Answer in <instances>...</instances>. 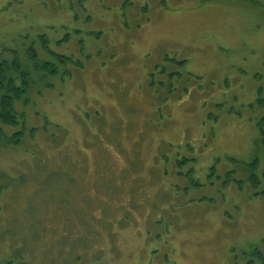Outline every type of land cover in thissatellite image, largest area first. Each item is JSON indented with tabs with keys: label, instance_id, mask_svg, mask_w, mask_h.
I'll return each instance as SVG.
<instances>
[{
	"label": "rangeland",
	"instance_id": "rangeland-1",
	"mask_svg": "<svg viewBox=\"0 0 264 264\" xmlns=\"http://www.w3.org/2000/svg\"><path fill=\"white\" fill-rule=\"evenodd\" d=\"M32 48L81 65L42 77ZM13 60L36 82L3 126L0 261L242 264L264 237V0H0Z\"/></svg>",
	"mask_w": 264,
	"mask_h": 264
},
{
	"label": "trees",
	"instance_id": "trees-1",
	"mask_svg": "<svg viewBox=\"0 0 264 264\" xmlns=\"http://www.w3.org/2000/svg\"><path fill=\"white\" fill-rule=\"evenodd\" d=\"M31 58H34L38 69L43 71L44 75L54 77L59 73V65L66 66L68 63L73 62V59L64 55H55V62H48L38 60L36 51L32 48L29 53ZM76 65H81L77 62ZM21 77V83L17 84L18 78ZM26 72L22 69V63L17 60L13 62L3 61L0 62V142L8 141L14 142L19 145L24 136L26 135L25 130L18 129L11 135H7L3 126H17L20 124L21 119H25V112H20L16 108V103L22 100L29 92L32 85L36 81L33 79H28ZM42 79V78H41ZM259 135L254 140L255 145V155L252 157V162L249 164L250 168V183L254 188H259L262 184V178L264 180V168L261 167V162L259 160L257 152L260 149H264V116L258 120ZM262 176V178L260 177ZM239 181V185H240ZM257 195L262 194L264 196V189L256 193ZM129 218L128 215H126ZM10 252L13 253V250ZM8 255L0 262H5L11 255L9 264H12V253ZM244 260L242 264H264V237L256 243L249 244L247 250L243 253ZM80 256V255H78Z\"/></svg>",
	"mask_w": 264,
	"mask_h": 264
},
{
	"label": "flooded vegetation",
	"instance_id": "flooded-vegetation-1",
	"mask_svg": "<svg viewBox=\"0 0 264 264\" xmlns=\"http://www.w3.org/2000/svg\"><path fill=\"white\" fill-rule=\"evenodd\" d=\"M34 50H35V49H34ZM35 51H36V50H35ZM57 55H61V54H57ZM64 56H66V55H64ZM67 57H69V56H67ZM70 58H72V57H70ZM72 59H73V58H72ZM45 61H48V60H45ZM48 62H55V63H56V61H48ZM77 62H80V61H78V60H74V59H73V62H72V63H73L74 65H76ZM80 63H81V62H80ZM58 67H59V73H58L57 75H55V76H58L60 73L67 74V73H69V71H70L66 66H62V65H59V64H58ZM60 67H61V68H65V69H64L63 71H61V70H60ZM74 67L79 68L80 66H74ZM80 68H81V67H80ZM183 159H185V158H181L180 160H179V159L176 160L177 165H178L179 168H182V163H181V161H182ZM210 169H211V168H210ZM210 172H212V171L210 170ZM208 174H209V173H208ZM208 174H207V177H210V176H208ZM212 174H213V172H212ZM192 182H193V183H192L193 185H198V184H199V182H196L195 180H192Z\"/></svg>",
	"mask_w": 264,
	"mask_h": 264
}]
</instances>
